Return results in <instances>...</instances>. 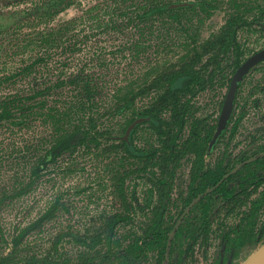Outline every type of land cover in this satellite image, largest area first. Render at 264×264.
Instances as JSON below:
<instances>
[{"label":"trees","instance_id":"1","mask_svg":"<svg viewBox=\"0 0 264 264\" xmlns=\"http://www.w3.org/2000/svg\"><path fill=\"white\" fill-rule=\"evenodd\" d=\"M80 1L46 0L34 12L44 19L73 3L82 7ZM215 2L98 0L62 23L59 40L27 37L30 44L46 48L0 76V126L32 129L38 121L48 132L40 140L31 137L28 175L0 198V245H6L0 264H241V256L247 261L264 242V125L247 136L244 148L242 141L235 142L250 104L244 100L240 106V92L264 62L242 82L229 119L223 118L226 95L214 121L200 117L193 102L219 84L229 90L248 54L242 36L264 32V2L241 12L237 0L229 1L233 10L226 24L203 39L202 16L211 15ZM155 23L164 29L157 36ZM152 49L157 57L174 52L177 60L151 82L128 80L126 61L155 63L159 58H151ZM151 95L146 108L138 110L140 97ZM259 102L254 100L252 107L259 108ZM97 112L132 116L115 132L101 126ZM142 129L152 139L144 145L137 142ZM83 152L111 159L120 204L116 212L105 215L93 231L63 228L64 223L52 231L70 213L69 203L58 196L28 221L7 225L6 203L33 191L61 159ZM185 161L191 165L187 186L176 197ZM139 180L148 186L142 200Z\"/></svg>","mask_w":264,"mask_h":264},{"label":"rangeland","instance_id":"2","mask_svg":"<svg viewBox=\"0 0 264 264\" xmlns=\"http://www.w3.org/2000/svg\"><path fill=\"white\" fill-rule=\"evenodd\" d=\"M46 0H0V76L8 74L21 67L44 51V46L30 44L32 37L43 40L60 39V26L65 21L74 20L80 15L81 10L86 6L96 5V0H82L79 7L78 3H73L65 11L54 13L48 18L40 19L36 14V9ZM231 0H216L217 8L211 11V15H203V22L200 26L201 37L209 38L212 34L217 33L228 20V14L231 12ZM241 5V12L252 10L257 4L264 0H237ZM69 3V2H68ZM213 12V13H212ZM31 13V14H28ZM248 12L247 14H249ZM251 14V13H250ZM197 21V20H196ZM152 23H149L151 25ZM198 25V22L196 23ZM156 36L159 32H164L160 23H155ZM53 28H59L56 32ZM2 30V31H1ZM5 30V31H4ZM72 27L70 31H72ZM27 37L30 39L28 40ZM99 38L98 36L95 37ZM101 38V37H100ZM243 42H246L248 54L246 59L264 49V32L255 31L242 36ZM95 39V40H96ZM98 40V39H97ZM105 41V40H104ZM54 43H58L54 42ZM54 51L56 46L48 45ZM178 48H174V51ZM181 50V49H179ZM154 51V53L152 52ZM151 58L161 64L148 62L144 59L142 62L132 60L126 61V76L128 80H135L139 85L154 80L158 73L163 74L164 69H170L169 66L174 64L177 58L174 52L169 54L158 55L152 49ZM57 53H61L58 50ZM151 65H149V64ZM130 66V67H128ZM128 84L129 83H123ZM226 87L217 85L208 90L197 94L193 102L197 114L202 118H208L214 121L222 108L224 95H227ZM150 97H140L136 108L143 110L150 103ZM240 106H243L244 100H250L248 105V114L246 115L235 142L242 141L241 148H244L247 136L254 133L260 126L264 125V63L261 67L253 71L245 80L242 91L240 92ZM259 100L260 107H252V102ZM240 109V108H239ZM239 111V110H238ZM102 116L101 126L110 127L115 132L120 130L125 124V119L132 116V112H127V117H113L112 112H97ZM34 128L25 127L14 128L12 125L0 126V198L12 192L20 182H24L28 175V168L32 160V142L31 137L39 139L43 133L48 130L38 121L33 123ZM14 129L16 130L14 132ZM34 132L38 136H33ZM42 132V133H41ZM151 139L149 132L141 130L138 144L144 145ZM40 140V139H39ZM250 140V139H249ZM250 148V147H249ZM79 154V155H78ZM76 156V157H75ZM73 158H63L59 163L50 167L44 176L40 179L35 189L22 198L13 200V204L6 203L4 220L8 226L19 222H25L28 219L39 214L50 202L56 197L61 196L69 203L70 213L62 217L61 221L51 226V230L63 228L72 225L77 230H95L102 225L104 216L116 212L120 204L116 200L113 188L112 173L109 169L111 159L108 155H94L89 152L77 153ZM190 164L184 162L183 168L180 169L179 178L175 185V196L178 197L186 189V179L190 172ZM133 186L134 182H129ZM138 197L142 200L145 197V190L148 188L142 181L137 182ZM132 189V188H131ZM125 233V230H123ZM264 245L260 244L259 248ZM6 248V245H0V250ZM72 254L77 253L78 248L68 245ZM258 248V249H259ZM256 249L250 257L256 253ZM200 255L199 253L197 256ZM246 255L240 257L241 264H244ZM249 257V258H250ZM196 264H206L202 261Z\"/></svg>","mask_w":264,"mask_h":264},{"label":"water","instance_id":"3","mask_svg":"<svg viewBox=\"0 0 264 264\" xmlns=\"http://www.w3.org/2000/svg\"><path fill=\"white\" fill-rule=\"evenodd\" d=\"M264 62V49L257 52L253 56L246 59V61L241 65V67L236 71L232 78L231 85L229 87V90L227 92L225 103H224V109H223V118L224 116L229 119V117L232 115L234 111V106L237 98L238 91L240 89V86L242 82L245 80V78L249 75L251 70L255 68L256 66L260 65ZM225 114V115H224ZM225 119H222V123L224 124ZM141 121L135 122L131 128L128 131L127 136L129 137L133 129L136 125L139 124ZM221 123V124H222ZM223 127H220V131L217 133L214 141L213 146L216 144L217 139L222 134ZM190 209V207L187 209V211ZM254 263V264H264V245H262L256 253H254L250 258L247 259V261L244 264L248 263Z\"/></svg>","mask_w":264,"mask_h":264},{"label":"bare ground","instance_id":"4","mask_svg":"<svg viewBox=\"0 0 264 264\" xmlns=\"http://www.w3.org/2000/svg\"><path fill=\"white\" fill-rule=\"evenodd\" d=\"M248 264H254V263L250 262V263H248Z\"/></svg>","mask_w":264,"mask_h":264}]
</instances>
